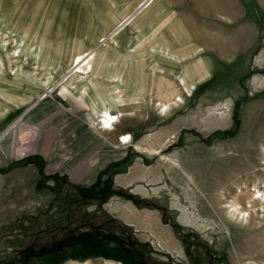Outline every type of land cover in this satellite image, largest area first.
<instances>
[{
	"label": "rangeland",
	"instance_id": "rangeland-1",
	"mask_svg": "<svg viewBox=\"0 0 264 264\" xmlns=\"http://www.w3.org/2000/svg\"><path fill=\"white\" fill-rule=\"evenodd\" d=\"M142 1L0 0V264H55L48 252L65 227L126 264H264V201L246 205L254 188L264 193V0ZM176 20L186 34L174 42ZM87 49L88 78L71 64ZM197 57L208 75L181 82ZM102 105L121 114L111 130L92 122ZM28 155L44 175L38 158L8 167ZM130 162L151 179L150 197L122 188L140 204L49 190L53 174L113 187ZM233 202L246 223L226 212Z\"/></svg>",
	"mask_w": 264,
	"mask_h": 264
},
{
	"label": "trees",
	"instance_id": "trees-1",
	"mask_svg": "<svg viewBox=\"0 0 264 264\" xmlns=\"http://www.w3.org/2000/svg\"><path fill=\"white\" fill-rule=\"evenodd\" d=\"M38 158L40 160V164L38 166L39 168V174L44 175L42 171V159L38 157L37 155H28L21 159L14 160L9 164V168H13L16 166L28 164L30 162H35V159ZM104 174H108V169H105L103 171ZM50 177H52L53 184L49 186V190L52 193L58 194L60 191H64L63 198H66V196L70 193L72 196L70 199L80 200V197L88 198L89 202H93L94 200H97L98 203L105 202L109 196L116 194L118 196H123L124 198L131 199L135 204L142 203V199L138 198L132 193L127 192L125 189L122 188H113L111 185H106L107 179L105 181H99L96 183V186L94 188V185L91 187H84L82 185L71 183L66 179L65 175H58L53 174ZM101 183V185H99ZM38 184H41L38 183ZM99 185V186H98ZM64 187V190L62 189ZM108 221H113V219L110 216H106ZM93 217H90L92 219ZM115 221V220H114ZM65 233L67 234L66 241H61L57 246H55L54 250H51L48 252V254H51L55 260L54 263H59L63 261L66 258H85L87 256H102L105 258H113V259H119L123 262L122 257L120 255L114 254L112 251H110L106 244L101 243L102 240L92 239L89 236L82 235L81 232L75 231L74 228H68L65 227ZM100 230L107 232V227H100ZM110 233V232H109ZM112 234V233H111ZM79 244V247L77 250H71L66 251L62 253V247L65 245L68 247H73V245ZM52 263V262H51ZM124 263V262H123ZM126 264V263H124Z\"/></svg>",
	"mask_w": 264,
	"mask_h": 264
},
{
	"label": "bare ground",
	"instance_id": "bare-ground-1",
	"mask_svg": "<svg viewBox=\"0 0 264 264\" xmlns=\"http://www.w3.org/2000/svg\"><path fill=\"white\" fill-rule=\"evenodd\" d=\"M151 1L153 0H144L142 1V8L146 7L149 3H151ZM140 5V3H139ZM138 5V6H139ZM137 6V7H138ZM136 11V10H135ZM134 13V12H132ZM128 15L125 16L124 18H122L120 20V22L122 21L121 25H125L127 24L132 18H133V15ZM220 14H226V12L224 10L222 11H219ZM161 16L158 15L156 18L152 17V19L149 21V24L151 22H155L157 20V18H159ZM228 16V15H227ZM118 21V23H120ZM180 21L176 20L174 21V24H176V28H177V31H178V34L175 33V35H177V37L173 36V33H170V35H168L172 41H176L175 39L176 38H182L184 35L183 33V29L182 27H180ZM148 25V24H146ZM155 25V23L151 26L153 27ZM117 27V26H116ZM85 29V26H83V28H79V32L81 31L80 35H82L84 33V30ZM117 29H114L111 33H108L106 36H104L102 38V40L106 39V38H112V36L114 35L115 31ZM186 34V33H185ZM154 36V35H153ZM75 39V38H74ZM154 40V39H153ZM75 41V40H74ZM35 44V43H34ZM72 45V44H71ZM34 46V45H33ZM115 46V45H114ZM37 47V46H36ZM71 47V46H70ZM82 48V47H81ZM198 48L200 49V47L198 46ZM39 49V48H38ZM53 49V48H52ZM63 49V47H62ZM61 49V50H62ZM59 50V49H58ZM57 50V51H58ZM110 50V49H109ZM113 50V48H112ZM198 50V49H197ZM95 51L96 49H87V50H83V51H80L78 53H76L72 59H71V64H74L72 66V72L73 73H87L90 69V66H91V63L92 61L94 60V57H95ZM195 51V50H194ZM38 54V53H37ZM61 54V53H60ZM106 54H110V53H106ZM69 55H70V51H69ZM99 55V54H98ZM109 56V55H108ZM170 56H172V54H170ZM187 56V55H186ZM58 57V56H57ZM97 57V56H96ZM105 57V56H104ZM190 57V56H189ZM36 58V57H35ZM53 58V57H52ZM70 58V57H69ZM178 58V57H177ZM183 58V57H182ZM185 58V57H184ZM150 59V58H149ZM170 60V59H168ZM138 61V60H137ZM70 62V61H69ZM129 62V61H128ZM127 63V62H126ZM172 63V62H171ZM128 64V63H127ZM139 64V63H137ZM168 64V63H167ZM170 64V63H169ZM208 64V63H207ZM107 65V64H105ZM111 65V64H110ZM141 65V64H140ZM158 65V64H157ZM192 65V66H191ZM190 66H186L185 69H181L180 70V73L178 75V79L181 81V82H184V83H190L192 82L193 80H196L198 77H204L206 75H208V72H207V68L205 65H202V64H198V57H197V60L196 62H194V64H191ZM139 66V65H138ZM152 66V65H151ZM160 66V65H158ZM172 66V65H171ZM156 67V66H155ZM105 68V67H104ZM137 68V67H136ZM135 68V69H136ZM109 69V67H108ZM153 69V68H152ZM110 70V69H109ZM131 70V69H130ZM146 70V69H145ZM141 71V70H140ZM155 72V71H154ZM1 73V72H0ZM138 73V72H137ZM132 74V73H131ZM82 76L88 78V75H84L82 74ZM103 76V75H102ZM144 76V75H143ZM122 77H125L122 76ZM137 77V76H136ZM140 77V75H139ZM142 77V76H141ZM26 78V77H25ZM147 78V77H146ZM122 79V78H121ZM138 79V78H137ZM84 80V79H83ZM83 80H81L80 82L78 83H81L83 82ZM144 82V80H142ZM127 82V81H126ZM5 83V82H4ZM129 83V82H128ZM136 84V83H135ZM49 85V84H48ZM130 85V84H129ZM132 85V84H131ZM114 86H115V83H114ZM126 87V86H124ZM50 88V87H49ZM66 87L64 85H62V89H65ZM92 88V87H91ZM95 88V87H94ZM130 88V87H129ZM128 88V89H129ZM68 89V88H67ZM6 93V92H5ZM4 93V94H5ZM79 94V93H78ZM98 94V92H97ZM8 95V94H7ZM5 95V96H7ZM9 96V95H8ZM8 98V97H7ZM11 98V96H10ZM18 98V97H17ZM101 99V98H100ZM174 100L171 102V103H174L175 101H180L181 98L180 97H174L173 98ZM14 100V98H13ZM85 100V99H84ZM1 102V101H0ZM92 102V101H91ZM169 102V101H168ZM119 105V104H118ZM159 106V105H158ZM160 107H162L163 111L165 112V109L168 107L166 103H161L160 104ZM93 118H92V122L95 126L99 127V128H103L104 130H111L113 129V124L115 122L118 121V117L121 116V114H118V113H113L110 111V109L107 107V106H104L102 105L98 111L96 110V113H93ZM91 118V117H90ZM87 125V124H86ZM104 137V136H103ZM130 137V134H123L122 135V139L124 142H127L128 139ZM105 138V137H104ZM252 201H256L259 205H261V203L264 201V193L259 189V188H254L253 192L249 193L248 196H247V204L250 208H253L254 209V206L256 205V203L254 204H251ZM239 202H233V203H229V204H225V208H226V212H228V215L232 218V219H239V222H244L246 223L248 220H247V216H248V210L245 209L246 211H244L243 209H240L238 208ZM238 223V222H237Z\"/></svg>",
	"mask_w": 264,
	"mask_h": 264
},
{
	"label": "crops",
	"instance_id": "crops-1",
	"mask_svg": "<svg viewBox=\"0 0 264 264\" xmlns=\"http://www.w3.org/2000/svg\"><path fill=\"white\" fill-rule=\"evenodd\" d=\"M193 39V38H192ZM196 46H198V42H194ZM123 131V132H122ZM112 135H114V140L117 142L118 139L116 138L122 133H129L124 132V130H116L111 132ZM118 146V145H117ZM120 146V145H119ZM124 147H118V151L122 153L124 150ZM123 158V157H122ZM136 164H133V162H130L126 166L125 169L118 171L113 176V187L114 188H128L130 192L137 193L142 197H150V191L147 189L144 185V183H149L151 180L150 178H147V175L144 174V176L138 175L136 172ZM128 206L130 205L131 208H134V210H137V206L130 201V200H124ZM128 224H132V220H127ZM56 264H124L119 259H113V258H105L102 256H87L85 258H66L63 261L56 263Z\"/></svg>",
	"mask_w": 264,
	"mask_h": 264
},
{
	"label": "built area",
	"instance_id": "built-area-1",
	"mask_svg": "<svg viewBox=\"0 0 264 264\" xmlns=\"http://www.w3.org/2000/svg\"><path fill=\"white\" fill-rule=\"evenodd\" d=\"M119 139H120V141L124 142L123 139H122V135L119 136Z\"/></svg>",
	"mask_w": 264,
	"mask_h": 264
}]
</instances>
